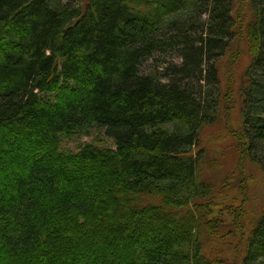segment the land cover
<instances>
[{
  "label": "trees",
  "instance_id": "trees-1",
  "mask_svg": "<svg viewBox=\"0 0 264 264\" xmlns=\"http://www.w3.org/2000/svg\"><path fill=\"white\" fill-rule=\"evenodd\" d=\"M247 1L238 137L264 170V0ZM236 13L235 0H0V264H264V204L229 263L199 176ZM93 129L115 148H63Z\"/></svg>",
  "mask_w": 264,
  "mask_h": 264
},
{
  "label": "rangeland",
  "instance_id": "rangeland-1",
  "mask_svg": "<svg viewBox=\"0 0 264 264\" xmlns=\"http://www.w3.org/2000/svg\"><path fill=\"white\" fill-rule=\"evenodd\" d=\"M235 11L243 29L219 62L223 98L217 121L202 134L200 142L204 153L200 155L199 171L200 180L215 187L213 195L219 202L213 206L216 220L211 218L218 234L214 243L219 249L217 253L229 263L235 260V253L241 251L247 231L262 213L264 204V170L244 153L245 145L238 137L242 125L243 75L251 61L245 22L252 10L247 0H235ZM175 62H180L179 55H168L164 60L151 58L145 62L143 71L155 70L162 75L163 66ZM85 143L115 148L114 141L97 129L91 130L89 135L65 141L63 148L76 150Z\"/></svg>",
  "mask_w": 264,
  "mask_h": 264
}]
</instances>
